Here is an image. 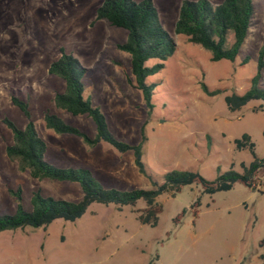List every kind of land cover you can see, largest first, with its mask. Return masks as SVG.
Returning a JSON list of instances; mask_svg holds the SVG:
<instances>
[{
  "label": "rangeland",
  "instance_id": "374dc122",
  "mask_svg": "<svg viewBox=\"0 0 264 264\" xmlns=\"http://www.w3.org/2000/svg\"><path fill=\"white\" fill-rule=\"evenodd\" d=\"M103 1L0 0V214L16 211L9 189H21L26 209L36 189L56 199L81 198L77 185L33 180L8 160L5 147L12 142V134L2 118L19 128L28 122L10 103V95L28 103L30 119L47 145L46 162L60 168H86L106 188H151L149 180L137 172L130 152L119 154L105 143L89 149L80 138L59 135L44 126V114L50 113L95 135L89 118L73 117L54 106V95L63 92L65 85L47 71L60 48L89 69L85 96L101 108L110 133L131 145L145 135L142 161L157 183L172 170L198 171L207 179L217 176V167L240 171V164L252 161L247 150L234 147V140L244 133L255 144L257 156L264 157L261 102L230 112L223 100L231 93H244L256 73L258 52L264 48V0H253L249 34L235 61L215 63L210 62L209 52L175 34L182 0H152L176 51L163 70L146 80L155 85L150 115L141 92L129 82L133 79L130 56L116 48L126 41L127 33L94 20ZM228 41L231 44V35ZM245 57L248 62L240 65ZM157 63L151 59L145 65ZM201 83L221 94L205 95ZM260 85L264 86V69ZM259 176L256 192L234 184L229 191L209 195L191 185L175 196L162 195L157 201L163 210L155 227L137 221L134 211L145 206L138 201L133 208L93 204L71 223L57 220L44 229L2 232L0 264H259L255 253L264 236V171ZM197 199V218L188 210L174 225L176 214Z\"/></svg>",
  "mask_w": 264,
  "mask_h": 264
},
{
  "label": "trees",
  "instance_id": "16d2710c",
  "mask_svg": "<svg viewBox=\"0 0 264 264\" xmlns=\"http://www.w3.org/2000/svg\"><path fill=\"white\" fill-rule=\"evenodd\" d=\"M254 17L253 0H223L213 4L209 0H182L174 32L182 35L187 42L210 53V62H234L246 38ZM95 21H104L108 26L122 29L127 39L118 43L116 48L130 56V70L133 77L131 86L142 94L147 114L153 110L152 96L155 85L148 84L147 78L164 69V62L176 51L174 40L162 27L157 9L152 0H104L96 9ZM264 22V19H263ZM264 28V24H263ZM232 42L229 44V36ZM59 57L51 62L48 75L55 76L64 82L63 92L56 93L53 98L55 108L73 117L86 116L95 126V135L89 136L77 127L65 123L60 117L45 113L43 117L46 129L59 135H73L89 149L105 143L117 153L130 152L133 164L139 174L149 180L151 188L119 190L103 186L86 168H60L45 161L47 145L39 136L32 122L28 103L20 97L10 95V103L28 120L24 128H19L9 118H2V123L12 134V142L5 147V155L14 163L19 172L27 174L36 181L66 182L79 187L81 198L77 201L56 199L46 196L40 189L32 191L29 209L23 206L21 189L8 190L17 202L13 214H0V233L24 229H44L53 222H74L80 219L93 204L116 207H135L138 201L144 202L142 209L135 210L136 219L142 225L155 227L162 206L158 197L181 193L184 187L198 186L203 194L212 195L232 189L234 184H241L246 189L256 192L261 185L260 172L264 171V157H258L255 144L248 134H242L234 140L237 151L247 150L252 158L249 164H240V171L228 168L222 171L216 168L217 176L207 179L198 171L172 170L166 172L163 181L157 183L149 174L142 161V146L146 141L142 133L141 141L131 145L118 140L110 133L106 118L101 108L85 96L86 79L89 69L84 68L72 55L59 49ZM159 63L152 67L145 64L148 60ZM245 57L240 65H245ZM264 69V48L258 52L256 73L250 80L249 88L242 94L231 93L224 97L228 111L235 112L253 101H260V111L264 110V86L260 85ZM202 92L207 96L220 95V90L209 91L206 84H200ZM198 199L188 208L181 209L172 219L178 225L189 210L193 218H197ZM169 236V233L166 234ZM259 248L260 264H264V237ZM151 264V263H150Z\"/></svg>",
  "mask_w": 264,
  "mask_h": 264
},
{
  "label": "crops",
  "instance_id": "0c3cea01",
  "mask_svg": "<svg viewBox=\"0 0 264 264\" xmlns=\"http://www.w3.org/2000/svg\"><path fill=\"white\" fill-rule=\"evenodd\" d=\"M222 1H223V0H222ZM180 5H181V3H179L178 6H177V8H178V12H179ZM178 12H177V15H176L177 17H178ZM176 20H177V19H176ZM263 237H264V236H263ZM260 241H261V240H260ZM260 241L258 242V247H259ZM260 253H261V249L259 248L258 250H256V253H255V254H256V256H255L256 259H259V255H260ZM259 260H260V259H259ZM259 264H260V263H259Z\"/></svg>",
  "mask_w": 264,
  "mask_h": 264
}]
</instances>
